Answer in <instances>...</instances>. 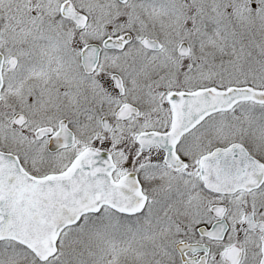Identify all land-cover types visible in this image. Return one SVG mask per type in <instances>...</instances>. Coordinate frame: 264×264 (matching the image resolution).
I'll use <instances>...</instances> for the list:
<instances>
[{
    "label": "snow or ice",
    "instance_id": "6c2138e0",
    "mask_svg": "<svg viewBox=\"0 0 264 264\" xmlns=\"http://www.w3.org/2000/svg\"><path fill=\"white\" fill-rule=\"evenodd\" d=\"M0 264H264V0H0Z\"/></svg>",
    "mask_w": 264,
    "mask_h": 264
}]
</instances>
